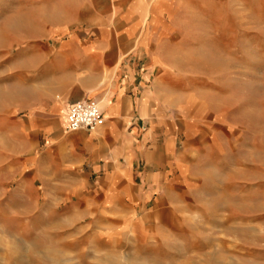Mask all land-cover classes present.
<instances>
[{
  "label": "rangeland",
  "instance_id": "obj_1",
  "mask_svg": "<svg viewBox=\"0 0 264 264\" xmlns=\"http://www.w3.org/2000/svg\"><path fill=\"white\" fill-rule=\"evenodd\" d=\"M14 1L0 0V109L21 94L10 70L22 46L9 43L22 29L6 18ZM194 9L186 44L174 47L184 75L165 80L182 123L174 187L142 210L100 212L76 195L59 204L65 191L36 181L20 159L7 165L0 123V264H264V0Z\"/></svg>",
  "mask_w": 264,
  "mask_h": 264
},
{
  "label": "crops",
  "instance_id": "obj_2",
  "mask_svg": "<svg viewBox=\"0 0 264 264\" xmlns=\"http://www.w3.org/2000/svg\"><path fill=\"white\" fill-rule=\"evenodd\" d=\"M197 4L15 0L6 18L7 28L22 29L9 43L22 46L10 70L21 94L0 109V123L8 127L7 165L20 159L36 181L65 191L54 196L59 204L75 195L82 206L96 201L100 212L157 204L183 169L182 123L164 96L171 92L165 80L184 75L174 64V47L186 44ZM85 99L101 102L105 124L67 131L69 106ZM15 127L19 150L9 140Z\"/></svg>",
  "mask_w": 264,
  "mask_h": 264
},
{
  "label": "built area",
  "instance_id": "obj_3",
  "mask_svg": "<svg viewBox=\"0 0 264 264\" xmlns=\"http://www.w3.org/2000/svg\"><path fill=\"white\" fill-rule=\"evenodd\" d=\"M105 124L104 110L96 99H85L72 103L66 114L65 129L95 131Z\"/></svg>",
  "mask_w": 264,
  "mask_h": 264
},
{
  "label": "bare ground",
  "instance_id": "obj_4",
  "mask_svg": "<svg viewBox=\"0 0 264 264\" xmlns=\"http://www.w3.org/2000/svg\"><path fill=\"white\" fill-rule=\"evenodd\" d=\"M100 104H101V102H100ZM102 105V104H101Z\"/></svg>",
  "mask_w": 264,
  "mask_h": 264
}]
</instances>
